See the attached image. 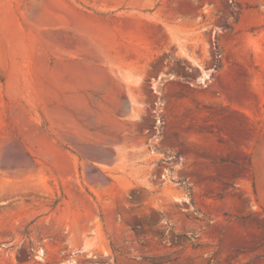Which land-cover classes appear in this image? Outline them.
<instances>
[{
	"label": "rangeland",
	"instance_id": "374dc122",
	"mask_svg": "<svg viewBox=\"0 0 264 264\" xmlns=\"http://www.w3.org/2000/svg\"><path fill=\"white\" fill-rule=\"evenodd\" d=\"M0 264H264V0H0Z\"/></svg>",
	"mask_w": 264,
	"mask_h": 264
}]
</instances>
